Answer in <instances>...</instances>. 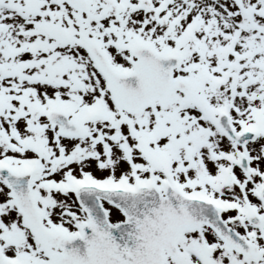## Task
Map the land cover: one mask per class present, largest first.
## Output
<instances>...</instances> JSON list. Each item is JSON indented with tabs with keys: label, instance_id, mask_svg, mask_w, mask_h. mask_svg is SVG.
<instances>
[{
	"label": "snow or ice",
	"instance_id": "1",
	"mask_svg": "<svg viewBox=\"0 0 264 264\" xmlns=\"http://www.w3.org/2000/svg\"><path fill=\"white\" fill-rule=\"evenodd\" d=\"M0 264H264V0H0Z\"/></svg>",
	"mask_w": 264,
	"mask_h": 264
}]
</instances>
